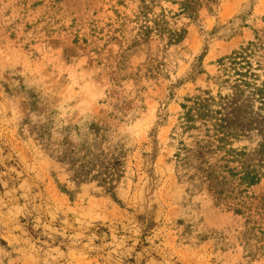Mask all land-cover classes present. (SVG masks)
<instances>
[{
    "label": "rangeland",
    "instance_id": "374dc122",
    "mask_svg": "<svg viewBox=\"0 0 264 264\" xmlns=\"http://www.w3.org/2000/svg\"><path fill=\"white\" fill-rule=\"evenodd\" d=\"M257 36L264 0H0V264H264V179L179 119Z\"/></svg>",
    "mask_w": 264,
    "mask_h": 264
},
{
    "label": "trees",
    "instance_id": "16d2710c",
    "mask_svg": "<svg viewBox=\"0 0 264 264\" xmlns=\"http://www.w3.org/2000/svg\"><path fill=\"white\" fill-rule=\"evenodd\" d=\"M181 6L182 11H187L185 3ZM174 33L169 35L172 39L176 37L174 41L184 35ZM263 48L264 38L257 36L256 41L248 42L218 61L221 73L217 78L218 87L227 88L225 94L220 90L217 95H212L209 90L201 91L186 98L181 105V128L197 131L192 137L196 158L218 157V169L213 176L223 175V179L237 182L238 188H249L264 179V134H261L255 149L233 146L255 129L252 126L256 125L254 118L257 113L252 111L251 104L258 103L257 109L264 111V80L260 81L259 74L253 69V66L262 67L261 62L253 60V57H258L257 53ZM186 150V146L181 144L176 157Z\"/></svg>",
    "mask_w": 264,
    "mask_h": 264
}]
</instances>
